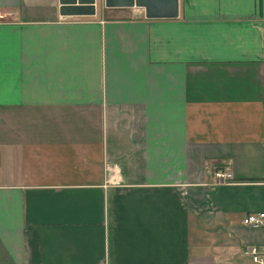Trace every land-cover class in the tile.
<instances>
[{
  "label": "crops",
  "instance_id": "1",
  "mask_svg": "<svg viewBox=\"0 0 264 264\" xmlns=\"http://www.w3.org/2000/svg\"><path fill=\"white\" fill-rule=\"evenodd\" d=\"M95 7L0 0V264H256L264 0Z\"/></svg>",
  "mask_w": 264,
  "mask_h": 264
},
{
  "label": "water",
  "instance_id": "2",
  "mask_svg": "<svg viewBox=\"0 0 264 264\" xmlns=\"http://www.w3.org/2000/svg\"><path fill=\"white\" fill-rule=\"evenodd\" d=\"M62 15H94L96 0H59ZM106 7H140L150 19L176 18L179 0H105Z\"/></svg>",
  "mask_w": 264,
  "mask_h": 264
},
{
  "label": "built area",
  "instance_id": "3",
  "mask_svg": "<svg viewBox=\"0 0 264 264\" xmlns=\"http://www.w3.org/2000/svg\"><path fill=\"white\" fill-rule=\"evenodd\" d=\"M2 21L0 17V22ZM218 183H233L234 175L229 167L213 168L209 171ZM242 223L249 227H259L264 225V211L252 212L244 217ZM244 254L249 256L256 264H264V245H250L244 250Z\"/></svg>",
  "mask_w": 264,
  "mask_h": 264
}]
</instances>
